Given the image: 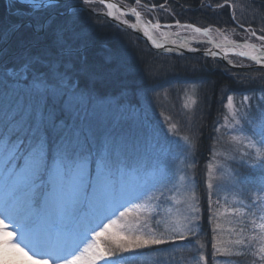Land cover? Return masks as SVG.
Listing matches in <instances>:
<instances>
[{"label":"snow or ice","instance_id":"snow-or-ice-1","mask_svg":"<svg viewBox=\"0 0 264 264\" xmlns=\"http://www.w3.org/2000/svg\"><path fill=\"white\" fill-rule=\"evenodd\" d=\"M135 3L140 4V0ZM97 4L107 11L98 9ZM11 7L16 19L0 21V96L11 101L9 117L0 130V149L4 152L5 179L12 191L22 195L13 206L6 205L4 213L9 220L23 217L35 240L30 254L15 240L16 233L8 230L9 224L0 214V259L5 264H120L125 253L198 237L195 215L186 217L187 223L165 227L164 231H158V220L152 222L158 215L153 212H148L143 222L137 214L134 227L119 223L120 218L132 214L133 207H140V202H159L166 181L164 172L152 180H140L126 171L124 123L135 116L136 90L124 85L116 94L105 92L106 86L119 79L122 69L111 50H105L101 63L94 56L98 39L95 26L102 24L101 17L133 29L136 25L115 15L117 5L106 0H30L27 4L11 0ZM215 7L232 9V19L236 20L229 0ZM25 10L27 17L21 15ZM132 12L139 19L136 8ZM180 26L193 28L196 33L210 31L191 24ZM239 27L262 43L260 48L246 44L252 51L238 55L264 63V26L260 35L250 24ZM144 35L157 48L162 47L147 28ZM207 54L216 55L211 51ZM189 100L184 107L190 109L197 100ZM251 100L244 95L237 102L228 95V114L221 128L236 133L229 140L237 152H242L241 161L251 171L250 176L230 175L229 179L236 185H251L256 192L255 204L264 203V102L253 107ZM165 122L168 132L178 135L172 117ZM221 128L214 130L219 133ZM180 139L185 145V168L190 169L194 165L188 163V155L194 143L189 136ZM226 159L234 160L235 156ZM217 166L222 168L223 164ZM213 168L209 165L206 184L209 208L217 188ZM185 179V175L180 176L181 181ZM189 199L196 201L192 188ZM190 206L198 208L195 203ZM89 211L97 218L96 226L78 228ZM259 228L264 230V223ZM244 231L241 227L240 233ZM235 244L244 246L246 238L237 239ZM212 248L216 249L214 255H233L227 249H217L216 244ZM260 251L264 252V247ZM200 259L207 264L203 255Z\"/></svg>","mask_w":264,"mask_h":264},{"label":"rangeland","instance_id":"rangeland-1","mask_svg":"<svg viewBox=\"0 0 264 264\" xmlns=\"http://www.w3.org/2000/svg\"><path fill=\"white\" fill-rule=\"evenodd\" d=\"M118 1L122 2L124 0ZM141 4L135 3L134 6L148 19L156 22L159 21L161 15H167L169 12L166 9L160 8L159 5H155L156 7L154 8L152 5L148 8L145 4ZM165 7L167 6L165 5ZM212 23L217 24L219 22L213 21ZM212 23L196 22L197 25ZM229 34H232L231 30ZM237 60L246 66L250 65V63H246L248 61L244 58H238ZM213 64L226 73L224 67H220L217 63ZM182 67L186 68L184 64ZM246 70L248 71L242 73L245 78L240 79L249 83L250 86L254 82L253 80L257 78L256 76L264 72L263 70L251 69V67ZM193 71L194 69H192ZM227 73L231 76H236L231 72ZM175 74L179 73L175 72ZM162 83L160 84L161 88H166L165 84L168 82ZM201 94L202 88L198 82L182 81L174 84L171 88L164 89L163 92H155L154 97L143 98L144 100H140L139 105H134L135 116L124 123V136L126 140L124 159L128 166L126 171L129 176L136 175L138 177L140 175L138 178L140 180H152L154 177L159 176L161 172H164L166 174L165 187L162 189L164 197L159 202L151 201L147 205L143 201L140 202V207H133L132 214L120 218L119 221L121 224L134 227L137 214H139L140 220L143 222L148 218V212H153L158 215L154 216L152 222L155 223L158 220V231H164L165 227L172 228L187 223L186 217L191 218L195 215L197 226L194 230L199 235L198 237L189 236L187 240H176L174 243L153 246L137 250L133 253H125L124 260L120 264H205L200 257L203 255L206 258L209 251L207 244L209 239L216 244L217 249H227L233 253L230 256L214 255L216 249L211 248L209 264H258L255 259H258V256H264V252L260 251L261 247H264V230L259 228V225L264 223V219L261 218L264 217V203L255 202L254 204L256 195L252 196L249 201H243V198L239 195L240 191L234 189L236 184L229 179L230 175L233 177L238 176V178L240 176L241 178L242 175L235 172L234 168L247 166L241 161L242 152H237L235 150L236 146L229 140V137L236 133H233L230 129L221 128V125L226 123L223 117L228 114L226 107L227 97L224 99V111L222 114L220 113L221 115L218 119L217 128H221V132L216 137L212 152L208 158L206 157L207 152L203 151L202 153L200 152L201 156L197 157L198 160L195 158L199 146L198 141L201 136V131H199L197 124L199 123V117L202 120L200 110L204 106L200 98ZM244 95L252 97L251 104L253 107L264 102L261 101V97H264L263 93L233 96L238 102ZM189 98L197 100V104L192 105L190 109L184 107L185 102L190 103ZM10 105V100H5L0 96V108H3V112L9 113L8 109ZM169 116L172 117V122L177 124L178 135L173 136L167 130L168 124L165 120ZM182 136H189L194 143V147L188 155V163L194 165L190 169L185 168V145L180 139ZM214 153L220 154L214 155ZM203 154L205 158H203ZM229 155L235 156V159H226ZM218 163H222L223 167H218ZM209 165L214 166L213 175L217 178L214 180V184L217 185V191L213 193L211 208H209L206 186ZM197 168H201V170L197 172ZM5 170V159H1L0 176L3 174L4 176L0 178V188L4 190L0 191V214H4L5 222L9 224V229L12 228L9 231L24 233L26 235L31 232V229L28 228L30 227L29 223L21 216L9 220L7 218L8 214L4 213L5 206H13L22 195L20 191H12L10 189L5 179V173H3ZM181 175L186 176L184 181L180 180ZM202 187L203 191H205L203 195L207 199L206 208L201 203L199 193ZM190 188L195 190V202L189 199ZM154 195H159V192H155ZM217 200L220 201L219 205L215 203ZM193 203L198 205V208L190 206ZM116 215L118 216L119 213L117 212ZM86 216H88L87 219H84ZM86 216L81 218L77 226L78 228L87 227L91 229L96 226L97 223L93 224V221L97 219L95 215L89 211ZM204 218L206 221L214 222L215 231H213L212 227H202ZM103 222L107 221L104 220ZM241 227L245 229L243 233H240ZM185 235H188V233L185 232ZM240 238H246L244 246L235 244V241ZM101 239L102 243H104V238ZM238 251L245 252L246 254L237 256L235 253ZM0 264H5V262H0ZM100 264H103V262H100Z\"/></svg>","mask_w":264,"mask_h":264},{"label":"trees","instance_id":"trees-1","mask_svg":"<svg viewBox=\"0 0 264 264\" xmlns=\"http://www.w3.org/2000/svg\"><path fill=\"white\" fill-rule=\"evenodd\" d=\"M127 1L124 0V2H127L126 4L135 2V0ZM140 2L149 7L165 4L167 7L163 9L169 12L167 15L160 16L162 20L183 19L193 23L197 21L209 23L218 21L219 23L217 24H224L223 22L226 23L227 21V24H231L230 8L212 9L216 4L224 3V0H140ZM229 3L235 7L238 22L245 26L250 24L260 33V27L264 26V0H229ZM208 5H211V7H208ZM16 7H20V5ZM13 11L11 4L0 0V21L7 23L10 20H15L16 16L13 15ZM21 15L27 17L29 12L25 10ZM93 19H95L94 16ZM95 33L98 37L94 51L97 62L101 63L103 61L105 50H111L122 69L119 79L104 88V91L108 94H116L124 85H127L129 88L136 90L135 99L138 100L136 105H139L140 100L143 98L154 97L155 92H163L164 89L171 88L179 82H198L202 88L200 98L204 106L200 110L202 120L199 117V123L197 124L199 131H201L195 157L197 160V157L201 156L202 151L207 152L206 157L208 158L215 146L218 132L214 129L218 126L219 116L224 111V99L228 95L259 93L264 95V79H261L264 76L261 73L256 76L257 78L253 80L254 82L250 86L249 83L240 79L245 78L241 72L229 70V72L236 75L231 76L229 73L220 70L219 67L214 66L213 62L204 59L196 58L194 60L191 57L177 58L156 55L144 43L129 33L111 26L104 20H102L101 25L95 26ZM183 64L186 68L182 67ZM192 69H194L193 72ZM175 72L179 74H175ZM166 81L168 82L167 84H165ZM161 83L167 87L161 88ZM203 158H205V155ZM234 169L240 170L241 178L251 175V171L247 167L238 166ZM196 170L199 172L201 168ZM234 189L240 191L239 195L245 202L249 201L256 193L251 185H236ZM203 190L202 187L199 193L201 203L206 208L207 199L203 195L205 193ZM202 227H212L214 229V222L206 221L204 218ZM211 241L209 239L207 242L209 251L212 248V244H214ZM209 259H211V252L208 253V263Z\"/></svg>","mask_w":264,"mask_h":264},{"label":"water","instance_id":"water-1","mask_svg":"<svg viewBox=\"0 0 264 264\" xmlns=\"http://www.w3.org/2000/svg\"><path fill=\"white\" fill-rule=\"evenodd\" d=\"M4 1H11V0H4ZM24 3H30V0H23ZM106 3H113L117 5V8L114 9V14H118V15H124V16H131L133 18V22L130 23L128 22L129 25L131 24H135L136 28H131L127 25H121L118 21L114 22L112 18H106L111 24H113L114 26H116L119 29L122 30H126L129 31L131 33H133L136 37H138L139 39L143 40L148 47L155 53L158 54H162V55H170V56H186V55H191V54H195V55H200V56H204L206 58L209 59H214L217 60L218 62H220L221 64L231 68V69H236V70H244V69H248L246 67H241L238 65H235L231 62L228 61V59L225 56V52L219 49H214V50H188L187 49V45H173L170 43H163L159 38H157L154 34L155 30H158L161 26H163L162 24H159L160 27L159 28H155L153 27V25L157 24V23H153L150 22L147 19L141 18L139 16V19H137V17L135 16V14L132 12V8L126 7L120 3H118L116 0H106ZM106 8V7H105ZM107 9V8H106ZM95 15V14H93ZM145 28L148 29L149 34L152 36V38L156 41V43L161 44L162 47L157 48L151 40L148 39V37H146L144 35V30ZM212 44V43H211ZM214 45V43L212 44ZM169 49H171V51H169ZM211 51V52H215L216 55L212 56V55H208L207 52ZM251 69H261L264 70V65L263 64H256L255 66L251 67Z\"/></svg>","mask_w":264,"mask_h":264},{"label":"bare ground","instance_id":"bare-ground-1","mask_svg":"<svg viewBox=\"0 0 264 264\" xmlns=\"http://www.w3.org/2000/svg\"><path fill=\"white\" fill-rule=\"evenodd\" d=\"M186 57H191L193 59H196V58H199V57H194V56H186ZM201 59V58H200ZM7 239H13L12 237H8ZM15 240L21 244L22 247H24L26 250H28L30 252V254L32 253L33 251V246H26V243L28 242H25L23 239H20V238H17L15 237ZM35 240V236L34 234H30L29 237H28V241L31 243ZM82 247H83V244H81ZM36 254H38V251L36 250ZM0 262H5L4 260L0 259Z\"/></svg>","mask_w":264,"mask_h":264},{"label":"flooded vegetation","instance_id":"flooded-vegetation-1","mask_svg":"<svg viewBox=\"0 0 264 264\" xmlns=\"http://www.w3.org/2000/svg\"><path fill=\"white\" fill-rule=\"evenodd\" d=\"M98 9H101V7L99 6ZM176 33H180L181 35H187V36H190V37H193V38H196V39H199V38H202V36H198V35H195L189 28L187 27H183V28H179V29H175ZM237 59L238 57H231V60L233 61H236L237 62Z\"/></svg>","mask_w":264,"mask_h":264}]
</instances>
